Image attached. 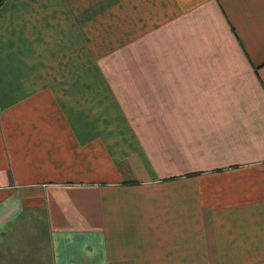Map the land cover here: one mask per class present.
<instances>
[{"label": "crops", "instance_id": "crops-1", "mask_svg": "<svg viewBox=\"0 0 264 264\" xmlns=\"http://www.w3.org/2000/svg\"><path fill=\"white\" fill-rule=\"evenodd\" d=\"M0 264H264V0H0Z\"/></svg>", "mask_w": 264, "mask_h": 264}]
</instances>
